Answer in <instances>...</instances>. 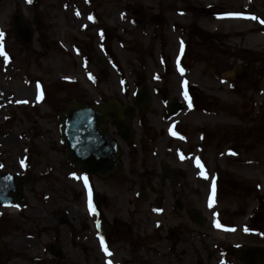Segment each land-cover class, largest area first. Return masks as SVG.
<instances>
[{
	"label": "rangeland",
	"instance_id": "374dc122",
	"mask_svg": "<svg viewBox=\"0 0 264 264\" xmlns=\"http://www.w3.org/2000/svg\"><path fill=\"white\" fill-rule=\"evenodd\" d=\"M120 2L111 7L108 4L113 0H0V67H7L9 45L15 50L17 43L8 29L12 16L19 12L30 19L36 10L51 41L48 47L35 44L26 52L30 61L41 55L43 80L61 84L74 74L85 90L94 89L101 99H118L125 79L130 95L140 82L153 87L151 77L160 71L156 64L165 55L172 66L171 96L180 100L184 80L194 90L186 94L187 99L182 92L185 112L171 128L166 127L157 96H152L142 128L151 138L148 153L156 156L150 163L157 172L159 162L169 158V165L183 174L177 194L206 221L190 241L194 262L199 254L206 264H242L237 253L240 247L264 245V19L254 12H264V0ZM208 6L221 13L212 16L192 10ZM184 40L190 43L186 60L190 59L191 66L182 74L172 62L185 56ZM219 45L229 50L223 52ZM93 52L109 59L104 72L93 65ZM89 73L100 82L88 80ZM66 86L63 82V91L74 89ZM196 109L202 111L195 120ZM200 123L207 127H199ZM178 124L182 129L197 126L193 133L197 138L182 137ZM218 169L224 171L225 179L215 176ZM167 197L173 201L171 195ZM61 244L66 254L62 264H104L103 256L83 253L69 237ZM147 255L142 252L140 257L146 262L154 259Z\"/></svg>",
	"mask_w": 264,
	"mask_h": 264
},
{
	"label": "flooded vegetation",
	"instance_id": "af4514ba",
	"mask_svg": "<svg viewBox=\"0 0 264 264\" xmlns=\"http://www.w3.org/2000/svg\"><path fill=\"white\" fill-rule=\"evenodd\" d=\"M177 1L186 3L187 0ZM114 4L121 5V2L113 0L108 6ZM207 8L210 9L207 15L221 13L209 6ZM259 11L254 9L257 16ZM17 14L23 17L33 33L31 44L23 45L15 36L12 24ZM37 17V10L30 19L22 13H14L8 29L17 43L15 50L12 44L9 45L11 49L7 50L8 59L5 60L7 67H0V241L6 264H62L66 261L61 244L64 237L67 240L71 238L73 246L83 253H99L104 264H111L113 256V264H156V259L159 264H206L199 254L194 262L190 244L192 235H198L197 230L200 231L206 221L201 213V221L190 217V211L199 213L190 208L182 195L177 194L176 188H181L183 174L169 165V158L159 162L157 172L152 168L150 162H155L156 156L151 151L148 153L151 138L142 133L152 96H157L164 109L166 127L171 128L175 119L185 112L181 96L183 92L185 98L190 90H194L192 83L184 80L180 100L172 97L171 61L161 54L156 64L160 71L151 77L153 87L140 82L132 95L128 90L129 82L125 79L120 90L121 98L110 96L101 99L94 89L85 90L74 74L63 80L66 87L74 89L63 91V82L57 84L52 80H43L41 55L32 61L27 58L26 49L35 44L40 46V43L48 47L51 41L45 45L39 39ZM182 29L187 31V27ZM36 34L37 41L34 40ZM160 39H163L162 36ZM184 43L185 56L172 62L180 71L182 69V74L191 66L190 59L186 60L190 43L185 40ZM156 45L160 46L158 42ZM218 47L223 52L229 50L228 46ZM198 55L201 56L200 53ZM101 58L103 68L96 65L94 58L92 62L100 72H104L109 59ZM87 78L94 84L100 82L98 76L91 73ZM144 89L148 92L149 101L138 105L136 96ZM196 92L200 94L198 89ZM73 101L91 110L114 102H119L122 112L129 110V106L135 107V113L128 121L126 136L121 135L109 115L101 117L104 122L98 129L107 140L113 139L121 147L120 156H115L119 161V170L108 178L85 173L77 161L71 159L76 152L70 142L74 129L68 126V119L61 120V115L68 112ZM176 103L181 105L178 112L173 107ZM85 118L94 122L100 116ZM203 120L200 119L201 122ZM198 126L207 127L201 123ZM176 127L182 137H196L193 133L197 126L182 129L178 124ZM93 129L86 126L84 131L92 132ZM161 134L164 135L165 130ZM216 134L221 135L219 130ZM76 154L82 156L84 152ZM126 169L135 177H129ZM149 169H152L150 173ZM170 195L173 201L168 200ZM25 221L29 223L25 224ZM142 252L146 255L150 253L154 259L146 262L140 257ZM18 254L25 255L17 258Z\"/></svg>",
	"mask_w": 264,
	"mask_h": 264
},
{
	"label": "water",
	"instance_id": "95a60500",
	"mask_svg": "<svg viewBox=\"0 0 264 264\" xmlns=\"http://www.w3.org/2000/svg\"><path fill=\"white\" fill-rule=\"evenodd\" d=\"M199 13H209L208 9H197ZM264 17V14L259 12ZM36 22L38 23L41 41L43 44H48L49 38L46 35V27L41 20V16L37 13ZM12 29L15 31V36L19 42L23 45L31 44L33 42V33L31 32L28 23L24 21L20 14L14 16ZM95 63L103 68V60L95 53H93ZM136 103L138 105L149 101V95L146 89L136 97ZM176 110L181 109V105L176 103L173 106ZM172 107V108H173ZM135 108L129 106V110L124 112L120 109L119 102L109 103L107 105H98L96 109L91 110L86 105H82L73 101L70 103L69 110L67 113L61 115V120L68 119V126L74 129L70 136V142L73 144V149L76 152L82 151L84 155L79 156L73 153L71 159L77 161L80 168L89 174L102 176L108 178L111 174L117 172L119 169V161L115 156L119 157L121 154V148L117 143L112 140H107V137L98 129L99 125L103 124L101 117L110 116L113 123L117 124L121 135L125 134L129 130L128 121L132 115H134ZM88 116H100L94 122L88 120L85 117ZM91 126L94 129L92 132H85L84 128ZM224 172L217 170L216 176L220 179L224 178ZM190 217L195 221H201L200 216L194 211H190ZM6 255L2 247V241H0V264L5 263ZM239 259L242 264H264V246H247L240 249ZM201 264V262L199 263Z\"/></svg>",
	"mask_w": 264,
	"mask_h": 264
},
{
	"label": "bare ground",
	"instance_id": "6f19581e",
	"mask_svg": "<svg viewBox=\"0 0 264 264\" xmlns=\"http://www.w3.org/2000/svg\"><path fill=\"white\" fill-rule=\"evenodd\" d=\"M199 115H200V112L196 110V112L194 113V117L197 118Z\"/></svg>",
	"mask_w": 264,
	"mask_h": 264
},
{
	"label": "snow or ice",
	"instance_id": "6c2138e0",
	"mask_svg": "<svg viewBox=\"0 0 264 264\" xmlns=\"http://www.w3.org/2000/svg\"><path fill=\"white\" fill-rule=\"evenodd\" d=\"M91 18V17H90ZM252 19H255V17H252ZM262 23H264V21H262ZM2 35V34H0ZM181 72H182V69H181ZM186 99H187V96H186ZM219 227V225H217ZM245 231H247V229H245ZM102 245H103V241H101Z\"/></svg>",
	"mask_w": 264,
	"mask_h": 264
}]
</instances>
